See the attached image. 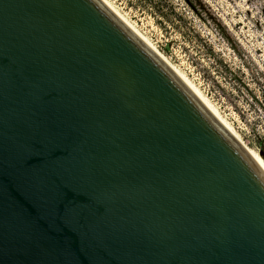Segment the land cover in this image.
Returning <instances> with one entry per match:
<instances>
[{
    "label": "water",
    "instance_id": "water-1",
    "mask_svg": "<svg viewBox=\"0 0 264 264\" xmlns=\"http://www.w3.org/2000/svg\"><path fill=\"white\" fill-rule=\"evenodd\" d=\"M0 264H264V170L101 0H0Z\"/></svg>",
    "mask_w": 264,
    "mask_h": 264
},
{
    "label": "rangeland",
    "instance_id": "rangeland-1",
    "mask_svg": "<svg viewBox=\"0 0 264 264\" xmlns=\"http://www.w3.org/2000/svg\"><path fill=\"white\" fill-rule=\"evenodd\" d=\"M106 1L263 154L264 0Z\"/></svg>",
    "mask_w": 264,
    "mask_h": 264
},
{
    "label": "bare ground",
    "instance_id": "bare-ground-1",
    "mask_svg": "<svg viewBox=\"0 0 264 264\" xmlns=\"http://www.w3.org/2000/svg\"><path fill=\"white\" fill-rule=\"evenodd\" d=\"M167 67L168 69L186 86V88L201 102V104L217 119L233 139L243 148L250 158L258 165L261 171L264 170L262 157L252 148L247 147L239 135L233 130L229 123L221 116L218 109L210 100L193 85L179 70H177L146 38H144L117 10L106 0H101Z\"/></svg>",
    "mask_w": 264,
    "mask_h": 264
},
{
    "label": "trees",
    "instance_id": "trees-1",
    "mask_svg": "<svg viewBox=\"0 0 264 264\" xmlns=\"http://www.w3.org/2000/svg\"><path fill=\"white\" fill-rule=\"evenodd\" d=\"M263 161H264V145H263Z\"/></svg>",
    "mask_w": 264,
    "mask_h": 264
}]
</instances>
